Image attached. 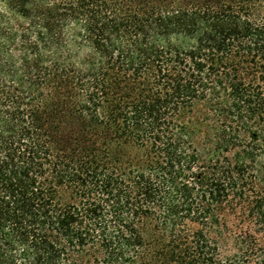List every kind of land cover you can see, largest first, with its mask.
Returning a JSON list of instances; mask_svg holds the SVG:
<instances>
[{
	"label": "trees",
	"instance_id": "16d2710c",
	"mask_svg": "<svg viewBox=\"0 0 264 264\" xmlns=\"http://www.w3.org/2000/svg\"><path fill=\"white\" fill-rule=\"evenodd\" d=\"M0 264H264V0H0Z\"/></svg>",
	"mask_w": 264,
	"mask_h": 264
}]
</instances>
